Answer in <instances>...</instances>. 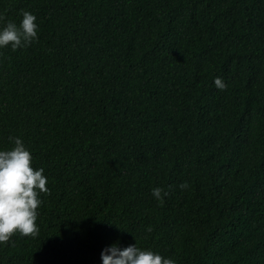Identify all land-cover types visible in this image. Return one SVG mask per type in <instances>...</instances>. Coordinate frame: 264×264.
<instances>
[{
	"label": "trees",
	"instance_id": "obj_1",
	"mask_svg": "<svg viewBox=\"0 0 264 264\" xmlns=\"http://www.w3.org/2000/svg\"><path fill=\"white\" fill-rule=\"evenodd\" d=\"M23 11L38 39L0 48V150L21 139L49 194L0 264L135 243L264 264V0H0V29Z\"/></svg>",
	"mask_w": 264,
	"mask_h": 264
},
{
	"label": "clouds",
	"instance_id": "obj_2",
	"mask_svg": "<svg viewBox=\"0 0 264 264\" xmlns=\"http://www.w3.org/2000/svg\"><path fill=\"white\" fill-rule=\"evenodd\" d=\"M22 21L19 26L8 21L0 29V48L11 46L15 51L18 48L29 46L38 39L36 16L30 12H22ZM5 18L0 16V21ZM216 87L224 91L227 85L217 77ZM14 143L11 150H0V244L7 245L14 236L35 238L39 233L36 224L38 209L42 204L41 194H49L47 178L44 169L32 166V155L26 149L23 141L16 137H9ZM189 185L185 182L180 185L186 190ZM169 193L163 188L152 189V195L163 203ZM151 232L149 226L146 229ZM102 264H175L171 258H165L152 250H142L134 245L120 249L117 244L104 249L101 253Z\"/></svg>",
	"mask_w": 264,
	"mask_h": 264
}]
</instances>
